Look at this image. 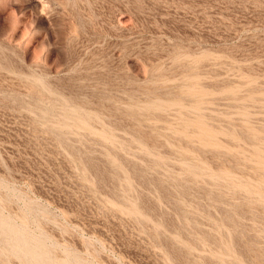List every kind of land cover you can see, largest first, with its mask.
<instances>
[{
	"label": "rangeland",
	"instance_id": "obj_1",
	"mask_svg": "<svg viewBox=\"0 0 264 264\" xmlns=\"http://www.w3.org/2000/svg\"><path fill=\"white\" fill-rule=\"evenodd\" d=\"M0 230V264H264V0H0Z\"/></svg>",
	"mask_w": 264,
	"mask_h": 264
},
{
	"label": "bare ground",
	"instance_id": "obj_2",
	"mask_svg": "<svg viewBox=\"0 0 264 264\" xmlns=\"http://www.w3.org/2000/svg\"><path fill=\"white\" fill-rule=\"evenodd\" d=\"M6 221V220H5ZM5 223H8L7 221ZM9 224V223H8ZM1 231V230H0ZM37 241V240H36ZM33 243V242H31ZM42 244V243H41ZM9 248V247H8ZM20 248V247H19ZM10 254V253H9ZM27 255L30 256L32 259L36 258V256L34 254H32L31 252L27 251Z\"/></svg>",
	"mask_w": 264,
	"mask_h": 264
}]
</instances>
